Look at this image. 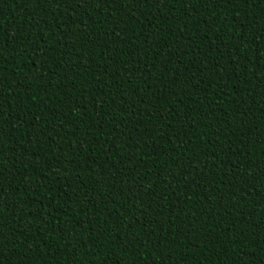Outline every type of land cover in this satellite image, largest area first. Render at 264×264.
<instances>
[{"label": "trees", "instance_id": "trees-1", "mask_svg": "<svg viewBox=\"0 0 264 264\" xmlns=\"http://www.w3.org/2000/svg\"><path fill=\"white\" fill-rule=\"evenodd\" d=\"M0 264H264V0H0Z\"/></svg>", "mask_w": 264, "mask_h": 264}, {"label": "snow or ice", "instance_id": "snow-or-ice-1", "mask_svg": "<svg viewBox=\"0 0 264 264\" xmlns=\"http://www.w3.org/2000/svg\"><path fill=\"white\" fill-rule=\"evenodd\" d=\"M76 2H77V3H85V4H86V0H76ZM97 2H99V0H97ZM145 2H147V0H145ZM151 2L153 3L154 0H151ZM155 2L158 3L159 0H155ZM224 2L227 3V0H224ZM0 176H2V175H0ZM2 208H3V206L0 205V209H2ZM2 232H3V228L0 227V233H2ZM0 243H3V238H2V236H0Z\"/></svg>", "mask_w": 264, "mask_h": 264}]
</instances>
